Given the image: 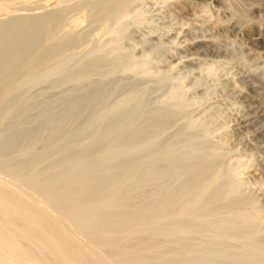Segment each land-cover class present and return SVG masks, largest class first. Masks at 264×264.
Wrapping results in <instances>:
<instances>
[{"label": "bare ground", "instance_id": "bare-ground-1", "mask_svg": "<svg viewBox=\"0 0 264 264\" xmlns=\"http://www.w3.org/2000/svg\"><path fill=\"white\" fill-rule=\"evenodd\" d=\"M84 1L87 7L84 11L80 5L82 15L102 27L110 37V52L116 51L123 31L109 28L108 22L115 18L118 24L128 14L129 0ZM12 3L14 0H0V9ZM59 9L29 17L9 14L0 20V141L9 133L6 143L0 144V264H264V220L257 203L262 199H254L255 190L247 192L246 183L238 177L243 171L237 174L238 161L232 162L237 170L228 159V165L224 163L222 147L215 148L220 142L210 145L214 141L208 135L213 132L206 127L202 133L196 118L197 123L192 118L170 130L186 106L182 84L152 108L141 93L126 86L124 90L125 84L109 78L119 67L110 63L104 70L106 57L89 65L75 64V70L68 66L73 71L69 73L67 63L83 55L76 56L73 50L82 41L74 32L79 19L64 22V9ZM215 60L209 65H216ZM215 65L201 70L214 77ZM213 67L217 69L211 70ZM139 71L149 73L142 64ZM95 73L99 77L92 81ZM57 75L65 77L61 82L77 85L78 92L69 87L59 103L48 102L52 96L46 95L47 103L42 102L33 114L29 112L31 96L25 94L26 89ZM229 83L227 86L235 82ZM58 87L55 90L61 92ZM191 87L189 90L194 89ZM119 92L122 94L113 102ZM109 100L112 105L100 110ZM20 117L23 122L15 126ZM81 121L87 123L91 142L70 146L74 149L64 151L61 158L55 157L58 159L49 164L45 161L46 166L40 165L28 175L23 172L13 177L46 153L60 152L69 138L74 142L72 137L80 133L72 125ZM223 139H219L222 146ZM117 144L128 148L125 161L98 155L97 147L105 152ZM87 151L96 156L90 165L83 161ZM92 153L90 158H94ZM76 160L82 167L76 166ZM151 186L155 189L144 193Z\"/></svg>", "mask_w": 264, "mask_h": 264}, {"label": "rangeland", "instance_id": "rangeland-1", "mask_svg": "<svg viewBox=\"0 0 264 264\" xmlns=\"http://www.w3.org/2000/svg\"><path fill=\"white\" fill-rule=\"evenodd\" d=\"M18 1L22 4L18 3ZM18 1L14 0V3L7 4L4 8L0 9V14H2L0 15V20H6L8 16H10L9 14L29 17V14L30 16L32 14H47L59 8V10L62 11L64 9L63 12L65 14L63 13L62 15L64 19L61 17L62 12L60 13V17L64 22L70 21L74 17L79 19L78 24L74 28V32L81 36L82 41L79 45L74 47L78 49L73 50L76 51V56L78 54H83L84 56L81 55L82 57H79V55L78 58L74 57V59L67 63L65 69L68 66H74L75 68L73 67V70H75L78 68L76 67L78 65H89L96 60H104L106 57L105 59L107 62H104L102 67L104 70L108 69L110 63H116L119 67V71L113 74V77H111V75L109 78H112L114 83L121 82L125 84L124 90L129 88L131 91L134 90V93H141L148 106L152 108L159 105L160 100L169 90L178 83H180V86L182 84V98L184 99L182 100L184 104H186V106L184 105L182 108L184 114L181 112L184 118L179 116V121H174V125L170 130L177 128L178 124L181 125L187 120L192 121V118L198 119L201 123L199 124L200 128L203 126V128L200 129L202 133H204L206 127L209 128L208 131L207 129L206 131L213 132V134L210 132V134L208 133V136L213 137L212 139L208 137L210 139L209 141H214L209 144L214 147L216 142H220L221 145L217 143L219 145L215 148L222 147L221 150H223L225 156L224 163L227 159V162L230 161L231 163H235L237 160L238 163L236 164L241 166L237 174L243 171L241 174L239 173L241 176L238 175V177H241L240 179H243L246 183L247 192L249 190L253 193L257 191L256 193L258 194L253 195V197L255 196L254 199L257 201L258 199H256V197H259V200L262 199V201L256 202L260 205V214L262 213L263 215L260 216H262L263 218H261L264 220V120H262L264 119V0H127L128 5L125 12L127 10L128 14L126 13L118 24H115V18H111L108 22L109 28L116 27L120 29L121 27V31H123H120L123 34V39H120L118 42L119 48L113 52H110V47L107 42L110 39L109 35L102 30V27L98 25V23H92L94 26L89 23L90 19L84 12V16L86 17L82 15L81 11H85L86 8L84 7H87V3L84 0H50L52 2L47 1L48 3L44 2V0ZM17 3L18 5H16ZM26 3L30 4L28 5ZM42 3L44 5L47 4L43 7ZM40 4H42V6H40ZM70 5L71 7H69ZM80 5L83 7V10ZM62 6L63 8L61 9ZM174 38L177 40H174ZM172 42L176 44L174 45ZM85 45L86 47L89 46L90 49L86 48ZM213 60L218 61L217 64L220 62V70L217 64V66L214 65L218 69L214 67L211 69H217V73L219 72L217 75L214 70L216 73L214 77L215 75L218 76L215 78L212 75L206 76L204 73L207 67V69L210 70L209 67L211 65H209V63ZM173 63L175 65H173ZM141 64L149 71L148 74L139 71ZM171 65L173 66L171 67ZM203 67L205 70H201ZM65 69L64 72H67ZM70 70L71 68L68 70L69 73H71ZM68 72L65 74H69ZM201 72L202 74H200ZM63 74L64 73H62V75ZM62 75H57L58 77L53 76L44 81L45 84L42 82L37 84V87H35V85V88L30 87L26 89L25 94L28 97L31 96L30 107L28 108L29 112L31 111L33 114L36 112L37 108L39 110V108L42 107V105H40L42 102L47 103V101H55L54 103H59L62 95L66 92H70V88L73 90L72 92L78 90V86L74 83L72 84V82L63 83L65 77ZM164 75H166V78L163 80L162 77H164ZM210 76L213 77L212 80ZM97 77H99V74L95 73L92 75L91 80L95 81L94 79ZM62 78L63 82H61ZM109 78L106 79L107 82L111 80H109ZM59 81L61 83L60 85ZM111 82L114 84L112 80ZM232 82L236 83L233 84L235 85L234 87L231 85ZM56 83L58 84L57 87H63V89L58 87L61 89V92L57 89L55 90V88H57H54ZM225 83L226 86H223ZM228 83L231 86H227ZM66 85L67 89H65L67 91L64 89ZM236 85L239 93L237 92ZM191 86L194 89H192ZM190 87L192 90H189ZM224 87L226 89L229 88L228 90L230 92L228 90L225 92L226 89ZM122 92L117 93L116 96L114 95V98L119 97ZM46 95H50L52 98L48 96L50 99L48 98L49 100L46 101V99H44L47 98ZM53 96H56V98L58 97V100L53 99ZM114 98H112L113 102L117 99ZM113 102L110 100L107 101V104H105L108 105L109 103V105L106 106L103 104L100 110L108 108ZM240 113L243 115H240ZM186 117H188V119ZM22 119V117L19 119L17 118L13 124L15 126L21 125L23 122ZM196 119L193 121H196ZM17 120L20 123H17ZM75 123L78 124L75 126L73 123V130L78 131L80 134L72 137L74 142H72V139L71 142H69L70 138L67 140L68 142L66 141V144L71 143L72 145L68 144L66 146V144H64V149L62 147L60 152L59 149H57L58 153L53 150L54 155L46 153L45 156H47L48 160H46L44 156L43 159H41L43 161H37L36 164L33 162L34 166L31 164L30 166L32 167L29 166L30 168L27 167L22 169V171L19 170V172L21 171L20 173L17 171L13 177L16 178L17 175H21L23 172H26L28 175L33 172L32 170L38 169L41 166H46V162L49 164L53 159L56 160L61 158L64 155V151L67 152V149L69 151L81 144L91 142V136L86 129L87 123L85 121ZM239 123H241V125ZM242 123L245 125H242ZM79 127H83V130L85 128L86 131H82ZM200 130H198V133ZM84 132H86V134ZM7 135H9V133ZM7 135H4L0 141L1 145L6 143L8 139ZM82 135H84V139ZM79 136L80 138L82 137V139L78 138ZM85 136H88V138ZM223 137L224 139L226 138L225 140L223 139L224 147L222 146V141L219 140ZM74 138L75 140L78 138V140L75 141ZM70 146L75 147L70 148ZM113 146L112 148L109 147L105 152H99L101 147L97 146H92V149L97 147L99 148L98 155L103 154L106 157L115 158L120 162L122 160L125 161L128 158V148L120 144H117V147ZM118 148L120 149L119 151L116 150ZM95 150L94 153L96 155L97 152ZM225 150H227V152H224ZM117 151V154L120 155L114 154ZM89 152L92 153L91 151ZM89 152L87 151L86 153L88 158L84 157L81 153L84 157L83 159H87L83 161L89 163L87 164L81 159V165H90L96 159L94 153H92L94 158H90V155H88L90 154ZM123 152L125 153L124 155ZM121 154L123 156H121ZM122 157L125 159H122ZM78 159L80 158L78 157ZM76 161V166H79L80 160ZM239 162L244 163V165H239ZM228 164L234 167L236 166L229 162ZM238 166L235 167L236 170L239 169ZM242 167H244L245 170ZM253 182L254 185H250L253 184ZM256 186L260 188L258 187L259 189L257 190ZM153 189H155L153 186L148 187L145 189L144 193H150ZM260 194H263V196H260ZM138 195L137 190L135 193L136 201H138Z\"/></svg>", "mask_w": 264, "mask_h": 264}]
</instances>
